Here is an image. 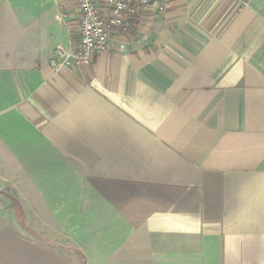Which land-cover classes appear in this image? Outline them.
<instances>
[{
	"label": "crops",
	"instance_id": "0c3cea01",
	"mask_svg": "<svg viewBox=\"0 0 264 264\" xmlns=\"http://www.w3.org/2000/svg\"><path fill=\"white\" fill-rule=\"evenodd\" d=\"M152 2L59 74L75 0H0V264H264V0Z\"/></svg>",
	"mask_w": 264,
	"mask_h": 264
},
{
	"label": "built area",
	"instance_id": "2783aa9c",
	"mask_svg": "<svg viewBox=\"0 0 264 264\" xmlns=\"http://www.w3.org/2000/svg\"><path fill=\"white\" fill-rule=\"evenodd\" d=\"M152 1L75 0L78 13L69 26L71 40L66 48H55L48 62L49 67L61 74L72 66H91L99 55L109 50L110 39L114 35H125L131 31L145 9L164 10V4ZM59 16L66 24L63 9H59ZM123 49L124 45L118 43L117 50Z\"/></svg>",
	"mask_w": 264,
	"mask_h": 264
},
{
	"label": "rangeland",
	"instance_id": "374dc122",
	"mask_svg": "<svg viewBox=\"0 0 264 264\" xmlns=\"http://www.w3.org/2000/svg\"><path fill=\"white\" fill-rule=\"evenodd\" d=\"M90 191L93 192V190H87V193H89Z\"/></svg>",
	"mask_w": 264,
	"mask_h": 264
}]
</instances>
